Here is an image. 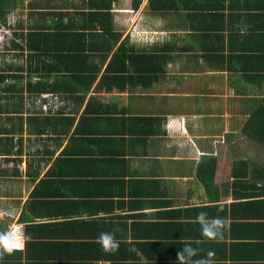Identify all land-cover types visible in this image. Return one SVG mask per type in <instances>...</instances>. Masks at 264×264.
I'll list each match as a JSON object with an SVG mask.
<instances>
[{
  "label": "crops",
  "instance_id": "0c3cea01",
  "mask_svg": "<svg viewBox=\"0 0 264 264\" xmlns=\"http://www.w3.org/2000/svg\"><path fill=\"white\" fill-rule=\"evenodd\" d=\"M15 3L0 26V73L22 76L9 93L12 79L0 87V232L23 225L31 238L0 264H178L186 244L200 250L194 261L213 251L214 264H264V137L247 126L264 112V76L254 73L264 75V17L244 42L251 60L218 66L202 58L185 12L131 3L129 19L113 11L122 39L137 42L131 36L143 29L185 47L172 50L164 74L147 89L94 83L86 96H69L74 82L52 74L55 90L39 95L26 89L39 78L26 77L24 57L5 50L24 22ZM200 211L226 221L222 239L201 236ZM101 232L120 241L116 253L95 242Z\"/></svg>",
  "mask_w": 264,
  "mask_h": 264
},
{
  "label": "trees",
  "instance_id": "16d2710c",
  "mask_svg": "<svg viewBox=\"0 0 264 264\" xmlns=\"http://www.w3.org/2000/svg\"><path fill=\"white\" fill-rule=\"evenodd\" d=\"M5 1L0 0V26L3 28L10 11L19 7L15 0ZM117 1L83 0L78 4L76 0H22L21 9L28 11L27 25L18 24L14 38L9 40L13 47L5 50L20 52L15 56L24 57L26 77L38 76L35 84L26 83L27 91L40 95L55 90L48 83L52 74L66 75L65 78L74 82L68 88L69 96H86L94 83L93 89L98 91H120L128 85L147 89L164 74L167 62L174 59L172 50L180 51L185 47L173 42L149 45L146 40L122 39V33L113 27V4ZM140 2L133 0V7L137 9ZM260 2L264 4V0H147L146 7L156 15L185 12L183 26L195 31L202 58L221 66L253 57L254 52H247L244 42L254 38V19L264 17V6L259 5ZM33 16L37 19L32 20ZM197 18L198 24L194 22ZM245 26L247 32L242 35L241 28ZM202 30L204 33L199 34ZM1 71L0 87L7 79H12V83L2 89L9 93L16 87L15 78L22 76ZM135 120L138 123L142 118ZM247 126L258 129L255 137H264V112L258 114L254 110ZM201 180L206 186L207 181Z\"/></svg>",
  "mask_w": 264,
  "mask_h": 264
},
{
  "label": "clouds",
  "instance_id": "9594fccd",
  "mask_svg": "<svg viewBox=\"0 0 264 264\" xmlns=\"http://www.w3.org/2000/svg\"><path fill=\"white\" fill-rule=\"evenodd\" d=\"M247 26L241 28V34H246ZM222 210V209H221ZM200 226L201 236L207 240H219L223 237V231L226 227V221L219 217L209 218L208 213L200 211L193 220ZM30 236L25 234L23 225H17L14 229L0 232V258L5 253L12 254L14 250H19L23 246V242L30 240ZM95 242L106 253H116L119 250L120 241L117 240L114 234L110 232H101L96 238ZM200 250L186 244L176 254L178 264H214L213 251L207 252V258L192 260L198 255Z\"/></svg>",
  "mask_w": 264,
  "mask_h": 264
},
{
  "label": "rangeland",
  "instance_id": "374dc122",
  "mask_svg": "<svg viewBox=\"0 0 264 264\" xmlns=\"http://www.w3.org/2000/svg\"><path fill=\"white\" fill-rule=\"evenodd\" d=\"M76 1H78V4L79 3H82V1L83 0H76ZM132 0H119V1H117V2H115L114 4H113V11H114V13L115 14H117V15H123V17L125 18V19H129V14H130V16H133L134 14L133 13H136V12H134L132 9H130V7H131V2ZM145 0H142L141 1V6H140V8L143 6V8H147L146 6H147V3L146 4H143V2H144ZM22 13V14H21ZM21 13H17L18 14V16L16 17V19H19V20H21V21H24V22H22L24 25H27V23H25V22H27V16H26V10H24L23 12H21ZM28 13V12H27ZM14 17V16H13ZM121 17V16H120ZM137 20H139V17L137 18ZM114 26H115V28L116 29H118V30H122V32L123 33H125L126 32V28H121L120 26H116L115 25V22H114ZM141 28H142V25L140 26ZM133 28L130 30V32L132 31L133 32ZM146 33H148V32H146V31H144L143 29H139V30H136V32H135V35H132L131 37H134V36H139L138 37V39H137V41H143V40H146L148 43H152V42H156V40H157V38H153V37H147V35H146ZM8 38H12V36H7ZM136 38V37H135ZM9 39V40H10ZM13 39V38H12ZM17 40V39H16ZM136 40V39H135ZM6 55L7 56H5L4 58H6L7 60H9L10 62H12V63H14V62H17L12 56H11V54L9 53H6ZM21 60H23L24 61V58L23 59H21Z\"/></svg>",
  "mask_w": 264,
  "mask_h": 264
}]
</instances>
